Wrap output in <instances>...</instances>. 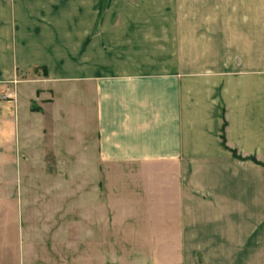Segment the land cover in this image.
<instances>
[{
	"label": "crops",
	"instance_id": "crops-1",
	"mask_svg": "<svg viewBox=\"0 0 264 264\" xmlns=\"http://www.w3.org/2000/svg\"><path fill=\"white\" fill-rule=\"evenodd\" d=\"M158 1L0 0V92H15L0 99V187L55 204L26 217L53 220L50 244L73 234L60 226L70 215L69 247L94 248L101 168L146 166L162 189V221L146 233L235 264L233 251L260 249L264 233V0H236L234 31L210 41L194 17H132ZM191 1L177 4L194 15Z\"/></svg>",
	"mask_w": 264,
	"mask_h": 264
},
{
	"label": "rangeland",
	"instance_id": "rangeland-1",
	"mask_svg": "<svg viewBox=\"0 0 264 264\" xmlns=\"http://www.w3.org/2000/svg\"><path fill=\"white\" fill-rule=\"evenodd\" d=\"M191 2L194 4L190 3V6L195 7L194 15L192 10L183 11L177 0H163L158 1L156 4L158 6L148 4L145 10H133L132 17L149 19L194 17L196 23L193 29L196 35L209 37V41L211 38L218 39L219 36L226 35V30L234 31V21L237 17L236 0ZM105 8L106 3L103 1L102 11H105ZM160 9H164V12L158 11ZM164 30H174L177 34L176 31L181 28L165 27ZM230 36L234 39V32ZM229 45L234 49V43L229 41ZM211 46L214 48L216 45L212 42ZM18 81L19 79L13 80L12 84ZM11 91L15 93L14 87ZM3 94L0 92V99L15 100L14 94L6 98ZM148 168L139 164L125 167L123 163H109L108 166L101 168L98 216L100 229H94L95 238L99 237V240L94 242V248L93 246L80 248L79 245L69 247L70 242L79 237L75 232L79 226L78 219L70 215L66 220H61L60 226H68L73 234L57 233L55 238L58 242L50 244L45 238L48 226L53 220L26 217L28 214L33 215L35 211L49 214L55 204L46 200L34 204L35 196H40L37 192L26 190L17 193V187H0V264H227L226 250L205 252L167 250L166 246H159L156 241L157 238L162 242L161 237L146 233L147 227L152 230L157 222L162 221L158 217L161 210L159 207L162 205L158 198L162 195V189L156 183V170ZM2 174L5 180L13 178L11 172L4 171ZM23 174L26 179L29 177L28 171H24ZM190 179L189 177L187 181L191 184ZM167 182L170 184L172 178L169 177ZM12 191L16 193L13 195ZM88 200L90 202H85L84 206L91 209L92 204L95 206V201L91 202L90 197ZM75 205L74 202L72 206ZM105 208L110 210L108 215L104 214ZM130 209L136 213L133 216L135 219L129 217L133 214ZM58 223L59 221L56 226ZM136 223H141L145 227L136 226ZM163 236L172 238L173 234L167 233ZM23 238L26 239L25 243L22 242ZM65 240L69 242L67 246ZM259 241L258 250L254 249L255 245L252 247L250 244L247 246L250 249L237 250L238 252L234 250L237 258L234 260L235 264H264V233L260 235Z\"/></svg>",
	"mask_w": 264,
	"mask_h": 264
},
{
	"label": "trees",
	"instance_id": "trees-1",
	"mask_svg": "<svg viewBox=\"0 0 264 264\" xmlns=\"http://www.w3.org/2000/svg\"><path fill=\"white\" fill-rule=\"evenodd\" d=\"M220 139H221V144L226 148V146H225V138H224V122H223V124H222V126H221V130H220ZM229 151H230L231 155H232L234 158H237V159H239V160H241V159H249V160H252V161L258 163V162L255 160L254 157H243V156L239 155V154L236 152V150H234V149H229Z\"/></svg>",
	"mask_w": 264,
	"mask_h": 264
},
{
	"label": "built area",
	"instance_id": "built-area-1",
	"mask_svg": "<svg viewBox=\"0 0 264 264\" xmlns=\"http://www.w3.org/2000/svg\"><path fill=\"white\" fill-rule=\"evenodd\" d=\"M13 93L12 92H8V93H4L3 94V97L6 98V97H12Z\"/></svg>",
	"mask_w": 264,
	"mask_h": 264
}]
</instances>
